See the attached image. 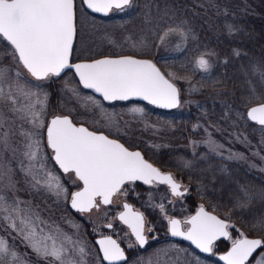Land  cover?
I'll use <instances>...</instances> for the list:
<instances>
[{"label":"snow or ice","instance_id":"6c2138e0","mask_svg":"<svg viewBox=\"0 0 264 264\" xmlns=\"http://www.w3.org/2000/svg\"><path fill=\"white\" fill-rule=\"evenodd\" d=\"M132 3L133 0H82V4L92 13L103 16H108L114 10L123 12ZM174 36L181 40L187 39V33L179 25H170L160 32H153L152 40L163 45ZM75 37V0H0V41H6L11 48L5 54L10 55L18 67L22 66L35 81H48L53 77H60L65 70H74L80 84L85 89L98 93L104 101H128L136 98L158 108L180 107V91L171 82L172 79H177L175 73H168L166 78L151 60L131 56L72 63ZM148 39L144 35L136 38L129 35L124 37L123 43L132 48L146 47ZM235 54L239 55L238 52ZM211 55L215 53L201 54L195 61L196 68L209 73L212 64L206 57ZM9 71L0 69V99L5 98L2 85L9 79ZM22 76L23 73L17 70L16 96H24L30 103L17 111L24 112L34 126L43 127L39 113L35 111L37 103L43 108V101L30 87L25 90L20 84ZM33 96L37 97L35 103L31 102ZM7 99L16 103L11 92ZM254 99H262L255 95V90L247 102L251 103ZM92 102L97 107L100 106L96 101ZM142 111L139 108L132 109L133 113ZM246 117L248 121L264 129V102L250 107ZM205 131L207 133V129ZM22 135L31 137L35 134ZM0 143L7 145V133L0 139ZM205 143L210 152L217 154V150L223 147L216 143L211 133H207ZM47 147L52 150V159L59 169L65 174L74 173L76 181L82 183V188L71 193V207L79 213L91 212L100 204L113 203L112 198L121 192L125 184L136 181L149 186L166 185L173 197L186 195L187 189L182 191L181 184L172 174L161 172L148 163L140 152L129 151L116 140L85 127H77L67 117L57 116L50 121L47 126ZM27 148L24 155L30 163L24 171L31 176L33 186H39L57 198H67V189L61 184L60 178L45 166L46 161L40 155L39 140L28 143ZM21 203L17 199L9 204L0 195V214H3V221L8 228L22 238L38 259L43 260L44 264H87L86 250L78 241H72L68 236L61 237L58 232L55 235L51 231L46 232L45 228L49 227L47 222L38 215L33 217L28 209L20 207ZM123 207L124 211L119 213L117 219L127 226L136 243L144 247L148 243L144 214L133 211L127 203ZM158 207L161 213L165 212L163 203ZM107 227L111 228L112 224ZM232 227L234 225L206 212L203 206L195 216L183 222L168 218L171 236L189 241L203 253L212 254L214 245L221 238L230 240V250L219 257L224 264H264V240L250 239L243 232H239V238H233L229 233V228ZM253 227L264 228V218L258 219ZM147 230L152 231L151 227ZM96 243L99 244L103 260L107 264H121L126 259L124 250L111 236H104ZM25 255L26 253L18 252L7 239L0 238V264H31L23 258Z\"/></svg>","mask_w":264,"mask_h":264},{"label":"rangeland","instance_id":"374dc122","mask_svg":"<svg viewBox=\"0 0 264 264\" xmlns=\"http://www.w3.org/2000/svg\"><path fill=\"white\" fill-rule=\"evenodd\" d=\"M75 3L77 38L72 60L90 59L103 54L132 55L134 54L132 52L140 53L145 49L147 51V48L156 55L162 54L169 57L181 52L186 44L185 40H181L178 36L172 37L163 45L159 41L152 40L153 32H160L169 26L162 27L160 6L156 0H143L140 3L136 0L125 11H114L105 19L88 14L84 10L81 0H75ZM195 3H202L204 8H212L220 4L218 0H196ZM227 5H242V9L251 11L253 14H264V0L232 1ZM220 10L224 13L225 6L221 5ZM152 15L155 16V20ZM134 20L136 23L133 22ZM129 35L133 38L141 35L147 36L149 38L147 46L132 48L124 44V37ZM10 51V46L5 41H0V69L10 70L8 72L9 79L2 85L5 98L0 99V139L4 137L5 133H7L8 139L6 146L0 143V195H3L9 204L18 199L22 202L21 208L28 209L33 217L38 215L41 220L46 221L49 225L48 228H45L46 232L51 231L54 235L58 232L61 237L68 236L72 241H78L86 250L87 264H102L95 247L89 241V236L102 235L113 236L130 252L129 259L124 264H213L210 261L201 260L184 244L174 242L150 247L144 251L145 254L142 256L140 254L142 251L135 252L136 245L128 231L116 221L115 215L120 210L122 202L132 204L144 214L146 229L151 227L153 231L149 236L151 243L167 238L169 217H178L183 220L191 214L186 204V196L173 197L163 186H149L137 182L125 184L121 192L114 196L113 203L107 207L100 210L93 209L91 212L83 214L70 212L68 209L70 195L79 188L80 184L76 181L73 173H61L53 165L51 151L46 145L44 134L47 121L53 115L69 114L74 123H82L88 128L104 131L108 135L128 142L130 146L135 147L138 144L147 154L156 156L157 160L159 155L171 157L172 152L176 157L181 156L178 159L185 157V161L187 157L194 159L207 154L216 159L239 164L250 172H258L263 177L264 129L241 121L238 118L241 116L239 113L242 112L244 115L245 110L242 111L237 105L232 104L229 94L224 91H216L211 92L209 98L213 103H219L220 106L229 105L233 110V117L230 120L221 117L217 123L207 120L192 121L188 133H184L181 141L180 136H177L173 130L181 128L183 124L175 125L173 119L182 114V110L196 103L192 96L196 87L192 83L177 76V79L171 80L178 86L181 93L180 107L173 110L170 115L168 113L169 116L163 117V115H158L159 111L141 103L127 102L106 105L93 95L83 91L69 73L63 74L58 79L53 77L48 81H35L22 69V66L18 67L10 55L5 54ZM199 56L193 60L192 66L200 72L195 65ZM17 70L23 73L20 84L25 87V90L27 91L30 87L31 91L38 93L39 99L43 101V108L39 103L35 106V111L39 113V120L43 122V127L34 126L30 118L25 117L24 112L17 111L30 103L29 99L24 96H16ZM168 73H173L171 68L165 72L166 76ZM9 92L15 97V104L7 99ZM36 99V96L31 97V102L35 103ZM93 100L100 106L97 107L92 102ZM133 108L143 111L142 113H133ZM206 129L217 144L223 145L217 150L218 154L210 152L205 143ZM179 132L181 133V130ZM22 133L35 135L29 137ZM37 139L39 140L40 155L46 161L47 170L60 178L61 184L67 189V198L64 196L57 198L39 186L34 187L31 176L26 175L24 169L30 162L24 153L28 151V143ZM173 160L175 163L179 161L174 158ZM213 174L214 176L209 172H203L202 178L211 176L213 181L224 179L226 169L221 167ZM173 175L175 174L173 173ZM160 203L165 205L163 213L158 207ZM105 224H112L111 229H104ZM43 226L41 225V227ZM183 227L186 228L187 225H183ZM156 228L160 230H155ZM229 231L233 238H239L240 231L238 229L232 227L229 228ZM87 232L90 235L86 236ZM0 238L7 239L21 254L26 253L23 258L30 261L31 264H44V261L38 259L31 248L27 247L22 238L8 228L7 223L3 221V214H0ZM225 243L230 245L231 241L227 240ZM68 246L71 247V245ZM213 256L215 253L212 254Z\"/></svg>","mask_w":264,"mask_h":264},{"label":"trees","instance_id":"16d2710c","mask_svg":"<svg viewBox=\"0 0 264 264\" xmlns=\"http://www.w3.org/2000/svg\"><path fill=\"white\" fill-rule=\"evenodd\" d=\"M137 1L140 3L143 0ZM195 1L156 0L160 6L162 27L179 25L187 33L186 44L181 52L169 57L156 55L148 48L147 51L146 49L140 50L142 52L137 51L140 53L132 52L153 59L165 72L171 68L177 77L196 87V91L192 94L196 103L182 110V114L173 119L175 125L183 124L181 128L173 130L177 136H180L181 141L184 133H188L192 121L207 120L217 123L221 117H225L226 120L233 117V110L229 105L220 106L219 103H213L209 98L211 92L224 91L229 94L232 104L237 105L242 111L247 106L264 100V75H262L264 14H253L242 9V5H227L232 1L245 0H218L220 4L212 8H204L202 3ZM221 5L226 8L224 13L220 10ZM133 22L136 23L135 20ZM205 52L215 53L206 57L212 64L209 73L199 72L192 66L193 60ZM253 90L255 95L262 99H254L248 103V97L253 94ZM239 114L241 116L238 118L250 125L243 113ZM135 147L141 149L145 156L161 169L173 172L178 179L187 184L186 204L191 212L197 205L202 204L208 210L227 219L245 235L264 240V228L253 227L258 219L264 218V177L261 174L256 171L250 172L239 164L216 159L207 154L194 159L187 157L185 161V157L178 159L181 156L176 157L172 152L171 157L157 156L160 160L158 161L156 156L147 154L142 146L137 144ZM173 158L179 161L175 163ZM186 164L190 165L185 166ZM221 167L226 169L224 179L213 181L211 176L202 178L203 172H209L214 176L213 173ZM89 240H92V237H89ZM167 242L171 241L163 240L151 247ZM227 247V243L220 241L214 251L221 252ZM140 254L142 256L145 252ZM207 261L216 264L212 258Z\"/></svg>","mask_w":264,"mask_h":264},{"label":"water","instance_id":"95a60500","mask_svg":"<svg viewBox=\"0 0 264 264\" xmlns=\"http://www.w3.org/2000/svg\"><path fill=\"white\" fill-rule=\"evenodd\" d=\"M83 7L86 9V11L87 12H89L90 14H94V15H97V16H100V17H106V16H103V15H101V14H99V13H92L91 12V10H89V9H87L84 5H83ZM74 43H75V39H74ZM121 56H129V55H121ZM106 57H110V58H117V57H120V56H101V57H97V58H95V59H92V60H80V61H76V62H73V63H81V62H92L93 60H96V59H101V58H106ZM131 57H133V58H136V59H142V60H150V59H146V58H137V57H134V56H131ZM70 71H72L73 72V74L75 75V72H74V70H70ZM75 77H76V79H77V81L79 82V77L78 76H76L75 75ZM79 84H80V82H79ZM80 86L82 87V88H84L83 87V85L82 84H80ZM85 89V88H84ZM86 90H88L90 93H92L93 95H95V96H97V97H99L100 99H102L103 100V97H101L98 93H95L93 90H91V89H86ZM131 100H135V101H139V102H144V103H148L147 101H144V100H140V99H136V98H133V99H131ZM104 101V100H103ZM104 102H109V101H104ZM262 102H264V101H262ZM261 103V102H260ZM257 104H259V103H257ZM257 104H254V105H251V106H249L247 109H246V111H245V116H246V113H247V111H248V109L250 108V107H252V106H256ZM152 106H154V107H156L155 105H152ZM156 108H158V107H156ZM158 109H162V110H173V109H175V108H172V109H165V108H158ZM55 117H57V116H54V117H52L50 120H49V123H50V121L53 119V118H55ZM59 117H67V118H69V116H67V115H65V116H59ZM70 119V118H69ZM246 119H247V117H246ZM250 123H252L251 121H249ZM48 123V124H49ZM74 124V123H73ZM254 124V123H253ZM75 125V124H74ZM255 125V124H254ZM75 126H77V127H85V126H83V125H75ZM86 128V127H85ZM90 131V130H89ZM93 132V131H92ZM96 133V132H95ZM45 134H46V144H47V128H46V131H45ZM97 134H103V133H97ZM103 135H105V134H103ZM106 136V135H105ZM109 139H113V138H109ZM113 140H116V141H118L117 139H113ZM119 142V141H118ZM119 143H121V142H119ZM122 144V143H121ZM125 147V146H124ZM129 150V149H128ZM129 151H132V152H140V150H129ZM141 153V152H140ZM141 155H142V153H141ZM53 156V155H52ZM143 156V155H142ZM144 158V157H143ZM146 160V159H145ZM147 161V160H146ZM55 162V161H54ZM148 163H151L150 161H147ZM152 164V163H151ZM153 165V164H152ZM58 166V165H57ZM154 167H156L155 165H153ZM59 167V166H58ZM157 168V167H156ZM62 171V170H61ZM63 172V171H62ZM162 172V171H161ZM163 173H168V172H163ZM138 182H140V181H138ZM184 190V189H183ZM182 190V191H183ZM125 204V203H124ZM123 204V205H124ZM131 206V205H130ZM69 207L71 208V210H73V211H76L75 209H73L72 207H71V200L69 201ZM201 207V206H200ZM200 207H198L195 211H194V213L191 215V216H195L196 215V213L199 211V209H200ZM204 208V207H203ZM204 210L206 211V212H208L209 214H211V215H215V216H217L219 219H221V220H225V219H223V218H221V217H219L218 215H216L215 213H213V212H211V211H208V210H206L205 208H204ZM124 211V207H123V210L121 211V212H123ZM134 211V210H133ZM121 212H119V213H121ZM119 213L117 214V217H118V215H119ZM191 216H189V217H191ZM188 217V218H189ZM174 219H178V218H176V217H174ZM179 220V219H178ZM225 221H227V220H225ZM124 225V224H123ZM126 226V225H125ZM106 228H108L107 227V225L105 226ZM127 227V226H126ZM129 230V229H128ZM129 232H130V230H129ZM168 233H169V231H168ZM131 234V233H130ZM132 236V235H131ZM134 239H135V237L134 236H132ZM169 237L170 238H172V239H175V240H179V241H183V242H185L186 244H188L193 250H195L197 253H199L200 255H203V256H205V257H207V256H209L210 254L209 253H203V252H201L199 249H197L194 245H192L189 241H186V240H183L182 238H180V237H173V236H171V234L169 233ZM248 238H250V239H252V238H255V239H260L259 237H250V236H247ZM102 237H100V238H96V239H94V243L96 244V246H97V249H98V252H99V254H100V257H101V260H102V262L104 263V264H107V261H104L103 260V254H102V252L100 251V247H99V244H97L96 243V241H98L99 239H101ZM113 239V238H112ZM220 240H225L224 238H221ZM140 247V246H139ZM230 247H231V245L229 246V248L225 251V252H223V253H221V254H218L217 256H215V260L219 263V264H224V262L222 261V260H220L219 259V257L221 256V255H224V254H226L227 253V251L228 250H230ZM142 248V247H141ZM255 255V254H254ZM125 257H126V254H125ZM126 259H127V257H126ZM126 259L124 260V261H122L121 262V264L122 263H124L125 261H126Z\"/></svg>","mask_w":264,"mask_h":264},{"label":"bare ground","instance_id":"6f19581e","mask_svg":"<svg viewBox=\"0 0 264 264\" xmlns=\"http://www.w3.org/2000/svg\"><path fill=\"white\" fill-rule=\"evenodd\" d=\"M71 119H72V118H71ZM76 190H77V189H76ZM87 235H90V234H88V232H87L86 236H87ZM92 239H93V236H92ZM116 241H117V240H116ZM117 242H118V241H117ZM118 243H119V242H118ZM119 244H120V246H121L122 249H125L124 246H123L121 243H119ZM148 248H150V246H149V245H145L144 247H142L141 249H139L138 252H140V251L144 252V251H146V249H148ZM137 255H138V254H137ZM138 256H139V255H138Z\"/></svg>","mask_w":264,"mask_h":264},{"label":"flooded vegetation","instance_id":"af4514ba","mask_svg":"<svg viewBox=\"0 0 264 264\" xmlns=\"http://www.w3.org/2000/svg\"><path fill=\"white\" fill-rule=\"evenodd\" d=\"M108 135V134H107ZM159 186H163V187H165L164 185H159ZM80 187H81V183H80ZM166 188V187H165ZM167 189V188H166ZM114 198V197H113ZM112 198V199H113ZM99 199V198H98ZM123 203V202H122ZM105 207H107V206H103L102 204H100V206L98 207V208H96V209H94V210H100L101 208H105ZM122 209V207L120 208V210ZM119 210V211H120ZM103 236V235H102ZM125 251H126V253H127V250L125 249Z\"/></svg>","mask_w":264,"mask_h":264}]
</instances>
